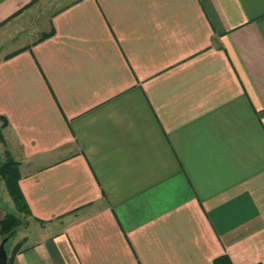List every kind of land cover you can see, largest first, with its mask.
I'll return each instance as SVG.
<instances>
[{
  "label": "crops",
  "instance_id": "obj_1",
  "mask_svg": "<svg viewBox=\"0 0 264 264\" xmlns=\"http://www.w3.org/2000/svg\"><path fill=\"white\" fill-rule=\"evenodd\" d=\"M5 38L12 264H264V0H0Z\"/></svg>",
  "mask_w": 264,
  "mask_h": 264
},
{
  "label": "trees",
  "instance_id": "obj_2",
  "mask_svg": "<svg viewBox=\"0 0 264 264\" xmlns=\"http://www.w3.org/2000/svg\"><path fill=\"white\" fill-rule=\"evenodd\" d=\"M52 32L53 31H50L49 33H44L41 38H45L51 35ZM3 122L5 125V120ZM16 165L17 163L15 162V160H13L9 156H7L4 161L0 160V177L5 178L9 196L11 197V200L14 205V211H5L3 216L0 217V240L6 236L11 237L15 235L16 231L20 229L23 219L25 220L24 223L26 225L27 216H31L28 204L18 184L19 175L16 169ZM17 246L18 244H16V246L14 247V251L17 250ZM12 256L8 258L7 264H12ZM214 264H232V262L230 258L226 254H224L215 258Z\"/></svg>",
  "mask_w": 264,
  "mask_h": 264
},
{
  "label": "rangeland",
  "instance_id": "obj_3",
  "mask_svg": "<svg viewBox=\"0 0 264 264\" xmlns=\"http://www.w3.org/2000/svg\"><path fill=\"white\" fill-rule=\"evenodd\" d=\"M15 30H17V29L14 28L13 32H15ZM22 31H24L26 35H30L32 37L30 40H33L36 36H38L35 31H33V30L30 31V30H28V28L26 30H22ZM22 33L19 32V33H16V34H18L19 37H22L23 35H25V34H22ZM9 39L10 38L1 39L0 40V48L2 46L6 47L5 45L6 44L8 45ZM18 41H20V40H18ZM3 125H4V122L0 118V160L1 161H4L6 159V157L9 156L7 154L9 152L8 151L5 152V144H4L3 137H2V128L4 127ZM15 162L17 163L16 169H17L18 175L20 177V173H22V169H21V166H19L18 161L15 160ZM19 177H18V180H19ZM4 211H14V205L12 203L11 197L9 196V192H8L7 187H6L5 178L0 177V217L3 216ZM24 222H25V220L23 219V222L21 223L20 229L18 231H16L15 235L11 236L8 239V241L5 243V248H6V251H7V254H8V258L11 257L20 248V244H18L17 241L23 235V231L25 230L24 228L27 227V229H28L30 226H32L31 225L32 219H31L30 216H27V224L26 225H25ZM16 244H18V246H17L18 248H17L16 251H14V247L16 246Z\"/></svg>",
  "mask_w": 264,
  "mask_h": 264
},
{
  "label": "water",
  "instance_id": "obj_4",
  "mask_svg": "<svg viewBox=\"0 0 264 264\" xmlns=\"http://www.w3.org/2000/svg\"><path fill=\"white\" fill-rule=\"evenodd\" d=\"M9 238L10 236H6L0 241V264L8 263V254L5 248V243L8 241Z\"/></svg>",
  "mask_w": 264,
  "mask_h": 264
}]
</instances>
